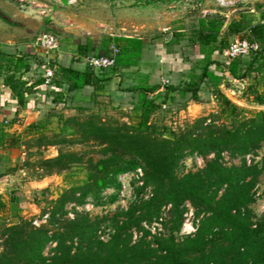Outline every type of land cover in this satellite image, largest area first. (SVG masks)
Masks as SVG:
<instances>
[{
    "label": "trees",
    "instance_id": "trees-1",
    "mask_svg": "<svg viewBox=\"0 0 264 264\" xmlns=\"http://www.w3.org/2000/svg\"><path fill=\"white\" fill-rule=\"evenodd\" d=\"M240 14L241 19L230 21L222 13L209 14L198 20L189 35H174L173 43L185 39L200 58L187 81L179 85L165 84L162 99L166 102L173 97L171 92H177L179 98L188 96L199 102V92L205 84L218 102L220 114L233 117L238 124L231 127L204 125L202 118L186 125L179 133L159 132L150 123V117L160 108L161 103L157 101L161 87L149 84L147 75L131 89L135 93V123L107 122L93 114L85 120L60 114L56 136L61 138L51 141L52 144L80 134L85 140L101 145L105 156L95 162L89 158L84 178L50 201L53 206L49 223L35 227L30 219H24L3 228L0 264H264V217L253 220L249 209L257 196V192L251 191L256 178L264 177V159L251 166H227L220 157L223 150L246 154L264 142V110L242 120L238 118L239 107L220 90L222 81L228 78H253L248 92L253 95V103L264 106V25L260 22L246 25L245 13ZM240 33L241 38L246 35L245 38L257 41L259 50L250 53V59L246 56L225 61L216 59L215 54L221 55L228 47L229 38ZM143 47L144 40L138 36L106 35L100 39L98 51L93 41L87 39L85 44L78 45V54L112 57L115 71L137 65ZM50 66L54 71L50 86L59 90L56 101L62 99L64 90L73 92L84 86L97 87L100 82L93 69L78 71L53 63ZM7 82L19 103L24 104V83L15 82L14 78ZM37 84H44V80ZM258 85L262 86L261 92ZM46 129V122H32L22 132L12 134L8 144L13 148L24 147L26 140L34 136L44 141ZM186 154L199 155L204 163L202 167L180 174L177 169ZM210 155L214 157L208 159ZM81 160L76 153L60 151L54 157L40 160L48 170L41 177L59 174ZM137 168L143 171V184L137 185L135 199L126 211L97 220L87 214L60 219L67 201L82 204L88 197L96 200L104 189L121 185L119 174L133 173ZM186 202L192 204L197 215L203 216L193 235L178 239ZM167 204L170 205L168 234H153L149 239L150 232L144 230L142 224L163 218L162 208ZM58 214L61 215L56 216ZM101 220L111 223L114 229L107 240L97 235ZM133 228L144 230L134 242L131 239ZM52 241L56 246L48 258L43 251Z\"/></svg>",
    "mask_w": 264,
    "mask_h": 264
},
{
    "label": "rangeland",
    "instance_id": "rangeland-1",
    "mask_svg": "<svg viewBox=\"0 0 264 264\" xmlns=\"http://www.w3.org/2000/svg\"><path fill=\"white\" fill-rule=\"evenodd\" d=\"M218 12L225 15L227 21L241 19L240 13L243 12L245 13V24H255L264 19L262 17L264 0H241L236 6L229 8H221L216 0H0V41L11 38L30 43L34 42L39 34L50 32L59 38V49L63 41H82L85 44L88 37L93 39L96 48L100 39L106 35L138 36L144 40V47L143 57L139 64L141 67L135 71H150V55L153 57L159 49L164 48L173 50L178 57L185 54L182 58L186 60H183L185 63L181 67L184 73H189L200 55L188 45L185 39L177 43H173L172 39L175 34L179 33L189 35L198 25L200 18ZM240 35L241 33L237 36ZM233 37L229 38V42ZM246 57L250 59L249 55ZM154 58L157 63L163 64V59L162 62L159 61L161 57ZM215 58L224 61L219 54H215ZM180 60L177 62L180 63ZM178 64L175 63L172 67L176 69ZM166 69L169 71L168 67L164 66V70ZM157 70L162 71V68H157ZM252 83L253 78H228L220 85V90L239 107L238 118L242 120L253 117L259 110H264L263 105L252 102L253 95L248 92ZM154 85L160 86L159 84ZM116 89V84L108 83L104 91H110V94H99L89 101L69 102V105L55 104L43 112L38 121L47 123V129L43 132L46 138L44 141H39L38 136H34L26 140V145L21 150L25 154L11 163L14 165L11 167L14 179L20 184L22 195L25 197L23 205L25 208L24 214L18 215L19 204L15 203L13 206L12 201L8 200L10 192H4V200L0 201V251L3 249V228L24 219H30L35 227L49 223L53 206L50 201L57 199L65 189L76 185L84 178V167L89 158L95 162L98 158L105 156L101 153L103 149L101 145L95 141L85 140L80 134L67 137L65 141L58 144H52L51 141L61 138L56 136L60 114L65 118L75 116L79 120H85L93 114L107 122L119 124L137 121V113L133 109L135 93H117L119 88ZM258 90L262 91L261 85H258ZM187 97L179 98L173 95L166 102L158 99L157 102L161 105L151 115L150 123L159 132L166 134L168 131L179 133L186 128V125H192L202 118L205 119L204 125L215 124L231 127L238 124L233 117L220 114L218 102L205 84L201 86L199 102L194 104V101ZM60 151L76 153L82 160L80 163L71 164L68 169L62 170L59 174L41 177L48 170L40 164V160L54 157ZM213 157L214 155H210L207 158ZM220 157L227 166L259 164L264 159V142L246 154L223 150ZM203 163L204 159L201 156L186 154L180 160L177 170L182 174L202 167ZM128 179L126 180L129 183L128 187L127 183H124V197L120 196L121 185L118 188L109 187L104 189L99 195L100 198L96 200L88 197L82 204L72 200L67 201L63 214L56 216L61 215L60 219L68 220L73 219L76 214H87L92 220H97L96 218H109L119 214L122 210L126 211L131 201L135 199L134 194L137 192L138 185L134 177L131 180ZM255 182L251 191L252 193L257 192V196L249 205L253 220L264 217V177L257 176ZM25 185L29 189L25 190L23 188ZM150 188L153 189L152 186ZM183 208V220L180 233L177 235L178 239L193 235L203 216L196 214V209L190 202L184 203ZM162 209L164 216L159 226L153 224L157 220L142 224L143 229L150 232L149 239L153 235L151 232L153 225L155 235L168 234L170 205L167 204ZM99 224L97 235L107 240L114 232L113 226L108 221L102 220ZM184 224H192L194 231L190 234L183 232ZM52 226H57V224ZM144 230L133 228L132 242L136 241ZM55 246L56 242H49L44 248V255L51 257Z\"/></svg>",
    "mask_w": 264,
    "mask_h": 264
},
{
    "label": "crops",
    "instance_id": "crops-1",
    "mask_svg": "<svg viewBox=\"0 0 264 264\" xmlns=\"http://www.w3.org/2000/svg\"><path fill=\"white\" fill-rule=\"evenodd\" d=\"M87 39L91 38L88 37ZM79 44L84 43L82 41H63L59 50L46 55L33 42L27 43L20 41V39L12 40L11 38L0 41V177L10 174L14 178L11 170V167L14 165L11 163L17 158H22V154H25L21 151L23 146L19 148L9 146L10 136L22 132L26 125L40 120L46 108L55 106V104L64 105L66 103L69 105V102L89 101L94 96L103 93L110 94V91H104L108 83L116 84V88H119L118 90L116 89L117 93L132 92L131 89L143 79L144 75L148 76L149 84L160 85V99H163L165 85L162 83V80L168 79V84L179 85L181 82L188 80V76L192 70L189 73H184V69L181 67L185 63L183 60H186L182 58L185 54H181L179 58L173 50L162 48L161 50L159 49L155 56L152 57L150 55V71H135L141 67L139 64L142 58L137 65L127 69L115 71L112 68L93 69L95 75L100 79L97 87L84 86L73 92L64 90L62 99L56 101L58 100V93L56 92L59 91L58 89H54L53 86L46 85L45 83L37 84L38 81L43 80L42 69L48 62L62 67H70L78 71L90 70L91 68L86 60L87 57L78 54ZM95 49L98 51L97 47ZM156 55L161 57L160 62H162V59L164 60L163 64L155 61L154 57H157ZM179 60L180 63L177 62ZM220 60L223 61L222 59ZM175 63H179L176 69L172 67ZM164 66H167L169 71L167 69L164 70ZM157 68H162V71L157 70ZM170 77H173V79ZM11 78H14L15 82L20 81L24 83L22 87L24 104L19 103L16 94L7 82ZM63 89H65V86ZM170 95L178 96V93L171 92ZM193 103L195 104L196 102ZM72 104L75 106L74 103ZM23 188L25 190L29 189L26 185ZM5 191L10 192L8 200L12 201L13 206L15 203L19 204L18 215L24 214L25 207L23 205L25 197L22 195L20 184L15 188H0V201L4 200Z\"/></svg>",
    "mask_w": 264,
    "mask_h": 264
},
{
    "label": "built area",
    "instance_id": "built-area-1",
    "mask_svg": "<svg viewBox=\"0 0 264 264\" xmlns=\"http://www.w3.org/2000/svg\"><path fill=\"white\" fill-rule=\"evenodd\" d=\"M241 0H216L218 6L221 8H229V7H234L238 2ZM264 25V19L260 21ZM34 45L39 48L40 50L43 51L46 55L53 53L59 49L60 46V40L59 38L50 33V32H43L39 34L35 40H34ZM259 43L255 40H249L247 38H241L239 36H234L232 41L229 42L228 47L223 49L221 53V57L224 60H229L234 57L238 56H247L252 52H256L259 50ZM87 63L91 69H108L112 68L115 66V61L112 57H106V56H90L87 57ZM54 76V71L50 66V63H46L43 67V80L46 85H50L52 78ZM168 79H163L162 83L168 84ZM164 107V105H163ZM249 162V160H248ZM142 170L141 168H137L135 172L133 173H122L118 176V180L121 183V190H120V196L124 197V188L125 185L124 183H127V187L129 185L128 181H126L128 178L131 180L132 177H134L137 180L138 185H142ZM128 179V180H129ZM169 207V206H168ZM167 207V208H168ZM165 208V207H164ZM162 221V218L159 220L155 221L153 224L159 226L160 222ZM188 228V229H187ZM160 229V228H159ZM183 232L186 234H190L191 232L194 231V228L192 224H184L183 225ZM151 232L154 234L155 233V227L154 225L151 227Z\"/></svg>",
    "mask_w": 264,
    "mask_h": 264
},
{
    "label": "water",
    "instance_id": "water-1",
    "mask_svg": "<svg viewBox=\"0 0 264 264\" xmlns=\"http://www.w3.org/2000/svg\"><path fill=\"white\" fill-rule=\"evenodd\" d=\"M225 26H224V28H225ZM17 186H18V183L10 174H5V175L0 177V188H2V187L15 188Z\"/></svg>",
    "mask_w": 264,
    "mask_h": 264
}]
</instances>
